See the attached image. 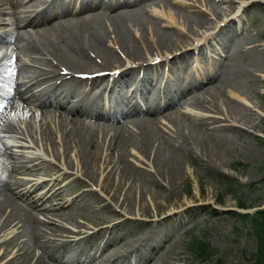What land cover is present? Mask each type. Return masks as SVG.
<instances>
[{
  "label": "rangeland",
  "instance_id": "1",
  "mask_svg": "<svg viewBox=\"0 0 264 264\" xmlns=\"http://www.w3.org/2000/svg\"><path fill=\"white\" fill-rule=\"evenodd\" d=\"M72 1L73 0H69V7H73L74 10H76L79 3H71ZM194 1L203 9V6L200 5L197 0ZM200 1H202V4L208 9L205 11L209 13V15L206 16V20H208L202 27H197L194 23H187L185 20V22L183 21V17H180L182 16V13L184 15L186 13L190 14L199 11L194 12L196 8L183 6L184 4H182L180 0H162V2L156 4L146 2L152 12H146L144 17L161 25L164 24V21L155 17L156 14L171 16L175 23L181 24L183 28L169 27V30L171 32L174 31L175 33L182 34L187 41L191 39L192 35L201 32V30H211L210 28L218 22H221V19L233 17V20L228 22L227 27L230 26L232 29H235L236 32L233 34V43H238L240 51L235 55H232V58L234 59L235 66L242 67V69H246L245 71L251 73L249 75L251 80L247 77V80L244 81L245 83H242L241 87L243 93L237 92L228 87H220L212 90L209 94H204L201 96L204 100H211V95L215 96V98L209 105L204 104L202 108H194L192 102L189 104L188 101L190 100L187 102H181L183 104L179 103L175 105L174 108H177L176 112L174 111V114L170 118H165L162 116V113L160 116L159 113L157 115L159 118L156 116L157 119L155 118L153 120L154 126L152 127L155 131L158 130L161 133L159 135H162L163 138H168L173 135L175 131L186 132V129L190 128L193 122L196 123L199 117H214L218 119L216 125L231 126V129H235L232 132L227 128L232 138L231 141L235 145V149L229 157L226 156L227 159L224 157L222 162L218 163L205 153L200 152L196 146L189 147V151L182 156V162L180 163L181 175L178 179V188H180V190L178 188L175 189L170 197V201H173V203H165V198H150L149 191L144 190L142 187V179L137 173V175L126 176L128 179L126 177L120 178L115 167L116 155L121 152L124 153L125 151L124 157L127 162L131 161L128 163L133 166L134 169L141 168L140 170L144 169L143 171L154 174L151 151H153L152 149L155 143L153 144V147L149 148L148 155L144 158L130 146L123 147L125 150H122V148L118 149V151L114 150L112 147L109 148V130L97 131L96 136L98 138L96 137V139L98 141V147L96 149L95 161L90 168L87 169V171H90V169L94 171L92 180L88 177L91 181H87L84 176V179L81 180L75 175L61 177L62 175L60 173L49 171L47 163L39 162V158L36 159L37 157H40L39 154L36 156L32 155L28 160L27 155L29 154H27V152H35V148L37 147L48 154H52L53 152V155L55 154V159H59L60 157V159L66 163L67 167L77 169L76 171H80L81 174L83 171L80 169L81 161L78 156V149L74 147L71 142L70 145L67 143L64 147L61 145V142L59 141L61 132L56 127L57 120L55 124V117L53 115L47 116L46 114H43V112L46 111L44 109H42V116L39 117V113L37 114L38 110H34V112H36V118L34 116L26 119L27 126L22 125L18 127L17 124H14V128L11 127L16 130L18 136L25 138L27 142L20 138H7L4 136V133L1 132L0 141L4 146L3 149L6 158L8 159L6 165L13 164L17 166H26L24 172L20 175L15 174V176L19 179L28 180L25 189L32 191L29 193V197H27L34 201L40 199L38 203L42 202L45 206L53 205L61 207L59 210H61V213L64 212V216L62 218H57L52 212L41 211L37 208H28V205L18 197V191H20L23 186L17 187L13 184L12 178L8 177V173L12 174L14 172L1 169L0 182L7 184V187L9 186L14 191L15 195L12 194L13 200L17 201L16 203L23 209L26 210L28 208L33 215H36L38 221L42 223L54 222V224L72 230L78 229L82 224L93 226L101 225L103 223L110 225L116 222L110 229L107 227L106 230H103L104 228H102L103 231H101L99 235H92L89 238H83L80 240H70L71 238H61L60 236L53 237L50 235L48 238L56 237L55 244L62 245L60 242L68 239L71 243L66 244L65 246L67 247L73 246L72 242L79 241L80 243L86 244L85 247L87 250L89 249L88 254L92 256L93 250H97V253H99L102 241L110 235L107 239H112V241L115 239V241L108 244V248L106 249L110 250L112 254L105 256L101 264H109L110 261L115 258L117 259L113 264H128L133 262L134 255L129 256L128 249H130V247L123 245L122 243L124 241L128 244L134 243L133 241H140L141 244L139 248L143 250L144 242L149 236L158 233L159 235L155 236L154 239L160 241L162 244L160 250L163 249L165 251L167 248L163 258L165 257V260L174 258L176 264H251L252 261L249 258V254L254 253L257 250V239L247 227L242 226L241 222L230 218L227 211L229 209H235L234 202L235 200L240 199H242L244 203L250 204L249 211L252 209H262L264 207L262 205L264 202V186H261V183H259L264 175V0ZM241 4H246L247 6L242 11H240ZM0 9L3 10L0 11V18L3 19L1 20L0 26H5L6 29L12 28V25L6 24L11 21V18L4 12V10L7 9V5L3 4ZM177 10H179L180 15L177 13ZM147 25L142 35L139 31L136 33V38H134L131 31L130 34L136 42L140 43V45H150L152 52H154L156 51V47L154 45L155 38L153 36V26L148 23ZM104 26L109 32L111 31L107 21L104 22ZM109 39L110 38H107V40ZM203 47V51L197 55L196 60L198 61V71H202V76L217 64L226 62L227 57L230 54V50L227 53L224 49H219L218 51L217 49H213V52L208 48V45H204ZM5 48L9 51L10 49L13 50L10 42L5 44L0 42V54L3 53L2 50ZM15 50H13L15 54L19 57L21 56L20 59H22L18 63L19 69L22 68L21 75H28L29 72L24 71V69L27 70L31 67L28 65L30 63L29 57L20 55L21 53L17 49ZM181 52H183V50ZM181 52L177 54H180ZM174 54L176 53L173 52L171 55ZM17 55H10L4 59L3 62H7L10 57ZM42 60H44V58L39 59L40 62H42ZM187 60L188 64L190 57H188ZM42 64L36 63V66H33V68L44 67ZM187 94L188 92H186L184 96ZM221 94L223 95L221 96ZM28 102L30 103L31 101ZM216 108L219 110V113L218 111L216 112ZM171 110L173 111V108ZM228 110H230V113ZM40 111L41 110H39V112ZM166 111L168 110H164L163 112L165 113ZM50 117L52 119H50ZM170 120L173 121V123H171ZM12 122L13 120L4 119L1 125L11 124ZM44 122H48L49 126L46 124L48 129L44 126ZM125 126L127 129L136 132L131 124L126 123ZM28 127H30V131H28V137H26L25 134ZM209 127H211V125H209L208 128ZM44 128V132H51L50 141L41 136ZM101 134H109V136L107 137L106 135ZM14 139L17 141H13ZM56 140L59 142H56ZM20 144L24 147H19ZM50 144L53 145L51 146ZM61 149L63 150L62 154ZM200 160L208 161V165L212 164L211 166L215 171H208V173L206 172L205 174L197 171ZM122 166L126 165H120V170ZM107 172H109V186H105L103 182L100 183L99 181L101 175H104ZM24 173H28L29 175ZM51 176L55 177L52 178ZM43 178H48V180L44 181L45 183L40 182ZM86 182L94 184L93 186L96 188V191L92 190L89 192L86 190L81 196H77L80 189H89V185L86 184ZM79 183H81V186H79ZM116 185L119 187L118 189H116ZM98 188L99 190H97ZM53 190L56 191V196L51 194ZM125 190H127V194L131 197L127 204L124 201L121 203ZM228 190H230L231 194H227ZM5 191L8 193L7 190ZM103 194L111 199L112 207L107 203V199ZM114 194L116 197H114ZM72 196H75L76 198L69 201ZM2 197L3 196L0 195V199H2ZM102 197L106 199V202ZM213 198H215L214 203H212ZM189 200L191 202L199 201L197 203L207 202L208 204L205 207L206 209L198 210L196 208H189L183 212H179L181 211L180 209L190 203H186V201ZM183 203L186 204L184 205ZM157 206H161L164 211L172 210L174 213L177 212L169 218L166 226L157 227L160 225L159 223L165 221V216L156 220V226L154 225V220H150L149 223L129 220L132 216L139 218H142L143 216L155 218L153 213ZM8 210V208L3 207L0 212V223ZM235 227L238 228L237 231L234 229ZM43 230L48 233L47 228H43ZM18 232L17 226H12L11 224L7 225L3 229H0V240L9 239L14 234L17 235ZM80 234H85V232H81ZM196 238H201L203 243H207L210 247L209 249H211L212 255L210 257L206 256L207 259L205 260L201 259L200 256L196 255V253L190 249L191 243ZM167 245H170L171 247H168ZM11 247L12 246L7 248L9 250H6L5 253H3V256L1 253L2 249L0 248V264H7L12 258L14 259L13 255L15 247ZM243 248L245 252H242ZM72 249H75V246ZM59 251L61 252L62 248ZM38 255L39 251H34L33 259ZM158 256L159 254L154 256V258L149 260L147 264H163L161 259H155V257L157 258ZM8 264H10V262Z\"/></svg>",
  "mask_w": 264,
  "mask_h": 264
},
{
  "label": "bare ground",
  "instance_id": "2",
  "mask_svg": "<svg viewBox=\"0 0 264 264\" xmlns=\"http://www.w3.org/2000/svg\"><path fill=\"white\" fill-rule=\"evenodd\" d=\"M67 1L0 0V3H8L9 8H11L10 13L14 19L16 28L25 29V26L30 28V32L26 31V36H24V33H20L19 31L16 33L12 31L0 32V42L12 41L14 46H16L18 51L22 54H27L28 56L36 54V57L32 56V62L34 63H38L42 54H48L57 62L64 65V69L70 70L68 72L69 80H62L56 88L48 91L43 89L41 92H32L27 98L23 99L22 102L25 103L28 101H35L39 108L46 110L43 113L48 115L52 114L55 117V120H57V129L61 131L60 139L62 144L65 145L69 143L70 145V142H72V144L78 149L81 169L87 174L85 176L90 177L91 180L93 178L94 171L91 169L90 171H87V169L90 168L95 161L96 149L98 147V143L96 141L97 131H110V138L108 142L109 148L112 147L114 150L118 151V149L122 148V150H125L123 147L130 146L144 158L148 155L147 153L149 148L153 147V144L155 143L152 149L153 151H151L154 174H150L149 172L147 173V171H143L144 169L140 170L141 168H135V170L134 167L129 164L131 161H128V163L124 157L125 151L124 153L121 152L116 155L115 167L120 178L138 174L142 179V187L144 190L149 191L150 198H165V203H173V201H170V197L174 193L175 189L178 188V179L181 175L180 163L182 162V156L189 151V147L196 146L200 152L205 153L214 161L221 163L222 159L226 156L229 157L235 149V145L231 141L232 138L227 128H229L232 132L235 129H231V126L216 125L217 120L215 118L199 117L196 123L193 122L192 126L186 129V132L175 131L170 137L163 138L162 135H159L161 133L158 130L155 131L152 127L154 126L153 120L159 113L160 116L162 113V116L165 118H170L174 114V111L176 112L177 108H174L175 105L188 100L192 102L194 108H202L204 104L209 105L210 102L214 100L215 96L211 95V100H204L201 96L209 94L216 88L228 87L236 90L237 92L243 93L241 87L242 83L247 80V77L248 79L251 78H249L251 73L245 71L246 69L244 70L242 67L235 66L233 61L231 62L233 57L232 55H235L240 51L238 43H233V34L235 29H232L230 26L227 27L226 23L223 27H218L214 34L210 37V40H212L215 45L213 49L223 48L226 49V51H229L230 48V57L228 55L226 63L216 65L204 76L199 77L194 82H186L183 85L176 84L173 87L165 86L162 87L159 93H157L156 90L158 88V83L149 88L142 86L141 95L144 100L141 103L135 102V104L129 109H122L118 111L117 114H109L108 112L99 111L93 103L94 95L96 94L98 88L95 86V83L99 79H102L101 77L104 75L93 77L89 80H80L75 78L72 73L76 68L86 69L88 72H95L102 69L112 73L111 76L115 74L118 77H121L122 75L130 74L132 71H135V69H145L152 66V64H150L151 60L159 56L153 55L150 58V61H146L144 59L142 47L130 34L127 22L139 31L141 35L145 31L147 23L152 24L154 27V45L156 49H158L155 50L161 52L163 56L167 55L164 57V63L168 62L170 65L176 64L179 61L183 62L185 61L188 52L185 50L180 54L171 55L173 52L180 49L183 39L180 35H175L167 28L172 24V19L170 17H168L165 24L161 25L157 24L153 20L143 19L142 12L144 8V0H82V2L79 3V7L75 11H71L69 9V2ZM157 1L154 0V2ZM27 2L28 4L22 6L21 9L18 11L15 10L18 5ZM44 2H46V5L42 11L37 12L33 17H27V11L31 6H34L36 3ZM54 6L59 7L60 10L58 12H52V7ZM95 9L96 11H93ZM55 17L56 19H54ZM102 19H106L109 23L111 28L110 32L103 27ZM184 20L187 23H194L199 27L206 24V17L201 12L184 14ZM107 38H111L113 44L116 45L117 49L122 53L124 58L119 57L115 50L106 44ZM188 44L189 43L186 45ZM144 49L147 53L151 54L152 51L150 45L145 44ZM7 62L5 63L9 65L7 70L8 76L11 78H19L20 70H14L13 66L16 62H20V58L18 56H12ZM42 63L47 68L50 66V68L30 70L31 75L26 77L27 79L25 80V83L33 81L32 84H34L39 80L46 79L47 81L58 78L54 65H50L46 60H42ZM24 71L26 70L24 69ZM75 83H86L89 86V88L84 91L88 98L69 102L71 94L78 97L79 92L71 89L72 85ZM126 83L127 80L123 81L122 86H125ZM19 84L20 83L17 85ZM122 86L120 85V89H122ZM186 92H188V94L184 96ZM156 93L158 95H156ZM154 94L155 96L153 98H146L148 95L153 96ZM15 95L21 98L19 92L14 90L6 98V101L1 107L0 117L3 116L2 113L7 107L11 106V102ZM222 95L223 94H221V96ZM105 106H107V104H105ZM172 108L173 111L171 110ZM164 110L168 111L164 113ZM215 110L219 113L217 108ZM228 112L230 113V110H228ZM157 118L159 117L157 116ZM126 123L131 124L135 128L136 132L134 131V133L133 131L127 129L125 126ZM171 123H173V121H171ZM209 125H211V127L208 128ZM1 128L7 130L8 126H3ZM42 135L48 139L50 137V132H43ZM59 141L56 140V142ZM37 158L40 159V157ZM7 161L8 159L6 158L5 151L0 143V170L5 169L7 171L14 172L12 174L8 173V177L12 178L13 184L17 186L26 185L25 180H21L15 176V174L20 175L24 171V167L14 165L7 166ZM208 164V161L200 160L197 171L202 174H205L206 172L208 173V171L214 172L215 170L212 168V164ZM120 165L126 166H122L120 170ZM108 175L109 172L101 175V181L105 186L110 185ZM118 188L119 187L116 185V189ZM178 189L180 190V188ZM5 190H7L9 194ZM28 193L29 190L26 189L18 194V197L28 205V208L31 207L37 208L41 211H49L58 218H62L64 216V212L61 213V210H59L61 207L53 205L45 206L44 204L38 203L39 200L34 201L33 199H29L26 196ZM12 194L15 195L14 191L9 186L7 187V184L0 182V195L3 196L2 199H0V212L3 207L9 209L0 223V229H3L5 226L11 224L12 226H17V230L19 231L17 235L14 234L9 239L0 242L2 256L6 250H9L7 249L8 247H15L13 255L14 259L12 258V260L9 261L10 264H101L104 252H101L98 255L94 254L90 256L87 253V249L83 247H76L70 251L69 255H67L68 253L65 249H62L61 254L59 250L60 248H63V246L60 244L58 245L57 243V245H54L56 237L55 239H50L47 234L49 236L53 234L58 237L62 233L63 236L70 237L72 235V231L62 228L61 226L55 227L53 222L42 223L38 221L35 215H33L28 208L26 210L23 209L16 203L17 201L13 200ZM53 195H57L56 191L53 192ZM114 197H116L115 194ZM130 199L131 197L127 194V190H125L121 203L124 201L127 204ZM187 202L190 203L186 206H194L193 208L198 210L203 209L199 206L200 204L205 206L206 203H192L190 200L186 201V203ZM186 203L183 204L185 205ZM186 206L184 207V210L186 209ZM172 212L173 211L171 210V212H167L166 214ZM162 213L165 214L162 207L157 206L154 211V217L158 218V215ZM166 214L165 221L159 223L161 226H165L170 218V216ZM43 228H47L49 230L48 233L44 231ZM157 235L159 234L149 236L147 239L148 241H145L143 250L139 248L135 249L134 260L132 263L130 262L128 264H147L149 260L158 254L159 256L157 258L155 257V259H161L163 264H176L174 258H170L169 260H165V257L163 258L167 248L165 251L163 249L160 250V246L162 244L160 241L154 239ZM60 237L64 238L62 236ZM111 241L112 239H107L105 243L108 244ZM67 247L69 249L71 248V246ZM168 247L171 246L169 245ZM36 250L39 251V255L33 259V252Z\"/></svg>",
  "mask_w": 264,
  "mask_h": 264
},
{
  "label": "trees",
  "instance_id": "3",
  "mask_svg": "<svg viewBox=\"0 0 264 264\" xmlns=\"http://www.w3.org/2000/svg\"><path fill=\"white\" fill-rule=\"evenodd\" d=\"M262 181L264 183V176L262 177ZM237 204L242 207L247 206V204L239 200ZM231 214L232 217L244 221L257 239V250L249 254V258L252 261L251 264H264V209L256 210L251 214L242 215L234 212ZM198 243V241L195 243V248L201 251L203 255L210 256L211 253L208 245L201 244L198 246ZM242 252H245V250L242 249Z\"/></svg>",
  "mask_w": 264,
  "mask_h": 264
}]
</instances>
